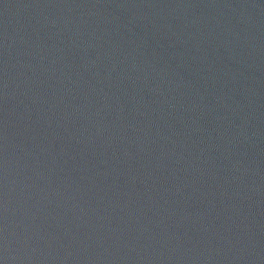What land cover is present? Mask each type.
Wrapping results in <instances>:
<instances>
[{
  "label": "water",
  "instance_id": "water-1",
  "mask_svg": "<svg viewBox=\"0 0 264 264\" xmlns=\"http://www.w3.org/2000/svg\"><path fill=\"white\" fill-rule=\"evenodd\" d=\"M0 264H264V0H0Z\"/></svg>",
  "mask_w": 264,
  "mask_h": 264
}]
</instances>
